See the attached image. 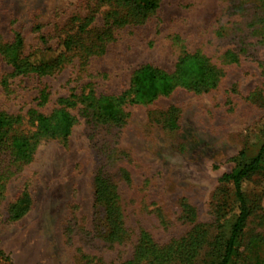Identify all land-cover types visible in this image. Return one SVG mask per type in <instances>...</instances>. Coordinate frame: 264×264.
I'll return each instance as SVG.
<instances>
[{
  "label": "rangeland",
  "instance_id": "1",
  "mask_svg": "<svg viewBox=\"0 0 264 264\" xmlns=\"http://www.w3.org/2000/svg\"><path fill=\"white\" fill-rule=\"evenodd\" d=\"M146 1L0 0V112L22 118L8 137L33 135V118L57 108L74 118L66 141L41 139L29 162H15L10 141L0 150V264H156L137 259L142 233L159 248L204 237L193 259L164 264L220 261L216 240L236 208L221 179L264 145V0H151L143 12ZM182 54L208 58L217 86L126 104L119 123L95 114L140 67L174 74ZM57 57L49 74L26 67ZM263 173L248 183L257 211L232 264H264ZM99 176L117 229L97 202ZM18 205L26 212L14 221Z\"/></svg>",
  "mask_w": 264,
  "mask_h": 264
},
{
  "label": "trees",
  "instance_id": "2",
  "mask_svg": "<svg viewBox=\"0 0 264 264\" xmlns=\"http://www.w3.org/2000/svg\"><path fill=\"white\" fill-rule=\"evenodd\" d=\"M153 2L147 0L142 7V11L153 8ZM230 62H237L238 58L234 54L227 53L225 55ZM63 58V57H62ZM60 57L52 58L47 62L38 61L35 65L29 61L27 68L32 72L39 74H49L54 68L55 64H59ZM19 59V58H18ZM17 62V61H15ZM16 69L23 70L16 63ZM26 72V71H24ZM220 76L216 68L211 65L208 58L199 55H181L179 57V64L177 71L174 74H169L160 68L147 64L140 67L134 74L131 81L130 88L127 92L119 97H100L96 100V113L104 122L119 123L122 121L116 113L121 111L122 106L126 104H145L151 102L161 95H165L177 87H184L194 89L198 92H208L214 89ZM89 98V96L84 97ZM61 106L73 104L69 99H62L59 101ZM121 114V113H120ZM21 117L7 116L0 112V150L8 145L10 141V148L14 156L15 162H29L43 138L46 139H61L67 140L74 118L63 107L55 109L49 116L37 114L33 120L36 122V131L30 136H13L9 138L10 132L15 131L14 126L21 122ZM264 160V145L261 147L257 157L251 162L241 165L234 169L230 174H226L221 179L222 182L232 183L235 189V216L230 225L229 232L224 236L217 237V244L220 246L221 259L217 264H232L239 254L240 241L242 239L247 222L252 214L257 211L256 197L248 189L250 180L264 171L262 165ZM264 174V173H263ZM97 184V202L105 205L108 211V223L115 229L118 228L119 219L115 220L117 211L116 201L114 195L109 191L106 180L99 176L96 180ZM5 176L0 173V196L4 189ZM17 209V210H16ZM12 219L14 221L20 219L25 209H21L18 205L13 211ZM114 232V231H113ZM204 237L200 234L191 238L190 246L184 248L180 245L177 248H159L146 233H142L141 242L138 249L137 259L139 261L151 260L156 264H164L176 258L186 260L193 259L199 252L198 246ZM0 256L2 253L0 252ZM129 264H132L130 262Z\"/></svg>",
  "mask_w": 264,
  "mask_h": 264
}]
</instances>
